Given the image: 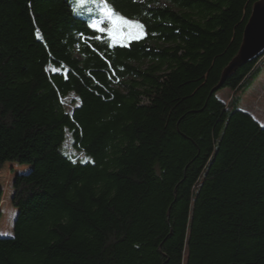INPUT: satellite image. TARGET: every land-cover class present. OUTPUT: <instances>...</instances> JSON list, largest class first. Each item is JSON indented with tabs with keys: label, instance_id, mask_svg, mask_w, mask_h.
<instances>
[{
	"label": "trees",
	"instance_id": "1",
	"mask_svg": "<svg viewBox=\"0 0 264 264\" xmlns=\"http://www.w3.org/2000/svg\"><path fill=\"white\" fill-rule=\"evenodd\" d=\"M104 1L143 38L113 43L76 0H0V168L28 166L0 264H264V124L240 106L264 54L212 91L256 0L233 48L241 0ZM190 67L213 76L155 127Z\"/></svg>",
	"mask_w": 264,
	"mask_h": 264
},
{
	"label": "rangeland",
	"instance_id": "2",
	"mask_svg": "<svg viewBox=\"0 0 264 264\" xmlns=\"http://www.w3.org/2000/svg\"><path fill=\"white\" fill-rule=\"evenodd\" d=\"M247 0H241L233 11L231 17L227 21L225 30L220 35V40L225 47L233 48L232 41L237 39L247 17L245 10ZM119 41V40H118ZM213 72L207 69L203 71L198 67H190L184 75H172L170 79L179 90L180 95L172 94L160 103L153 119L155 127H165L167 121L161 122L160 115L162 111L170 112L175 106H180L185 102L194 103L198 101V90L195 86L196 81L211 80ZM249 88L241 94L240 106L248 111L254 118L264 124V58H262L255 74L250 77ZM225 104L230 102L232 96L239 93H233L228 89L220 90L217 93ZM157 124V125H156ZM70 153L76 155L75 151L69 150ZM72 151V152H71ZM78 156H80L78 154ZM28 170L27 165H18L16 163H5L0 168V236H11L13 222L16 216V209L11 206L12 180L18 173H24Z\"/></svg>",
	"mask_w": 264,
	"mask_h": 264
},
{
	"label": "water",
	"instance_id": "3",
	"mask_svg": "<svg viewBox=\"0 0 264 264\" xmlns=\"http://www.w3.org/2000/svg\"><path fill=\"white\" fill-rule=\"evenodd\" d=\"M264 54V0H256L250 16L243 28L241 44L230 63L223 69L218 84L212 91L220 88L225 79L240 65L257 59Z\"/></svg>",
	"mask_w": 264,
	"mask_h": 264
},
{
	"label": "snow or ice",
	"instance_id": "4",
	"mask_svg": "<svg viewBox=\"0 0 264 264\" xmlns=\"http://www.w3.org/2000/svg\"><path fill=\"white\" fill-rule=\"evenodd\" d=\"M79 10L87 12L97 11L101 19L93 21L90 27L102 33L105 29L101 25L107 21L108 25H110L107 36L113 43L118 40L125 41L143 38L144 33L142 29L144 26L142 24L118 15L104 0H76L74 11ZM36 35L39 36L40 33L37 31Z\"/></svg>",
	"mask_w": 264,
	"mask_h": 264
}]
</instances>
